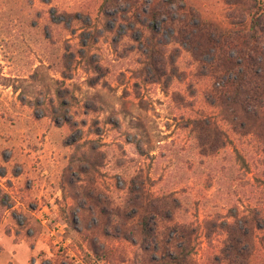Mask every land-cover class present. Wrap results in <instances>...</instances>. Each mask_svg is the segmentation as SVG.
I'll list each match as a JSON object with an SVG mask.
<instances>
[{"label": "rangeland", "instance_id": "1", "mask_svg": "<svg viewBox=\"0 0 264 264\" xmlns=\"http://www.w3.org/2000/svg\"><path fill=\"white\" fill-rule=\"evenodd\" d=\"M255 11L0 0V264H154L150 201L198 228L197 264H225L222 227L242 219L253 240L229 251L264 264V123L217 77L253 46Z\"/></svg>", "mask_w": 264, "mask_h": 264}, {"label": "trees", "instance_id": "2", "mask_svg": "<svg viewBox=\"0 0 264 264\" xmlns=\"http://www.w3.org/2000/svg\"><path fill=\"white\" fill-rule=\"evenodd\" d=\"M199 23L209 31V40H213L214 24H206L203 21ZM199 25H196L197 30L201 29ZM247 34L249 35L248 42L251 41L253 46L249 45L248 51L240 56L239 62L228 56L223 59L224 62L220 59L223 66L217 77L224 79L225 88L222 92H229L235 86L238 87L237 100L241 99L239 101L241 107L250 121L260 120L264 123V12H252L251 26ZM223 52L225 54L224 50L220 51L222 55ZM219 57L221 58L218 54ZM147 211L149 216L146 218H151L147 224L146 218L143 215L140 216L142 234L143 232L148 234L144 238L142 248L155 255L154 264H197L193 255L197 247L198 228L187 223L164 224L166 221L172 222L171 213L163 209L159 211L152 201L149 202ZM240 221L242 229L236 228L231 231L226 225L222 227L229 233L228 247L223 250L225 264H247V260L241 257L242 254L234 256L229 251V246L233 247L242 240H247L248 245L253 240L254 230L249 222L243 219ZM207 229L209 232V227ZM145 239H149V242ZM146 242L148 245L145 244Z\"/></svg>", "mask_w": 264, "mask_h": 264}]
</instances>
